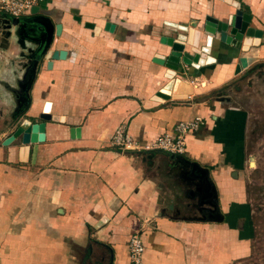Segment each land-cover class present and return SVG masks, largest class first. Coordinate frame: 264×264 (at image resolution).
<instances>
[{
  "label": "crops",
  "instance_id": "0c3cea01",
  "mask_svg": "<svg viewBox=\"0 0 264 264\" xmlns=\"http://www.w3.org/2000/svg\"><path fill=\"white\" fill-rule=\"evenodd\" d=\"M229 1L39 0V14L59 26L50 51L64 58L40 63L28 92L30 124L50 116L43 140L24 145L13 131L0 140V264H129L137 230L140 264H256L264 253V0ZM233 3L260 32L256 44L213 38L205 47L204 17L223 21ZM194 30L202 55L179 64L166 90L167 69L151 61L169 52L158 39L182 40L193 54ZM18 53L12 42L0 48V116L15 109ZM240 57L254 61L235 73ZM162 89L169 98L157 101ZM194 118L200 126L185 134L182 155L137 153ZM120 126L132 150L111 146Z\"/></svg>",
  "mask_w": 264,
  "mask_h": 264
},
{
  "label": "water",
  "instance_id": "95a60500",
  "mask_svg": "<svg viewBox=\"0 0 264 264\" xmlns=\"http://www.w3.org/2000/svg\"><path fill=\"white\" fill-rule=\"evenodd\" d=\"M228 3H232L226 0ZM235 4V3H233ZM236 5V4H235ZM39 7L33 6L29 9L28 17L13 18L5 13L0 12V48H8L10 42L15 44L19 53L17 59L23 61L21 67L24 70L23 77L18 86V94L14 101L15 109L10 114L11 120H16L23 115L28 109L29 105V89L34 80L36 69L40 63L46 61V67H50L52 61L60 60L64 58L63 51H50V47L53 42L54 34L59 33V26L53 25L50 20L39 14ZM76 15L75 11L71 12ZM78 20L77 17H74ZM250 16L242 13L238 6L234 10L232 15H228L225 20L219 21L210 16H205L203 19L202 32L205 34V47H209L213 38L218 42L229 45L231 43H239L248 47L256 44V39L259 37L260 32L249 28ZM108 25H105L107 29ZM85 28L92 30L96 33L97 28H94L92 24L85 23ZM109 27V26H108ZM200 32L194 30L192 33V40L190 42V51L193 54H189L184 51V41L173 40L167 37H159L158 42L169 48V52L166 55L155 54L151 61L155 64L164 66L167 71L165 78L170 80L165 86L167 90L170 87L172 78L175 75V71L179 64L190 65L196 63L201 57L202 53L198 50V39ZM254 61V58H238V62L235 66L234 72H238L241 68H245L248 64ZM165 89L158 91L155 94L154 99L157 101L168 99L169 96ZM38 118L41 120L38 123H24L16 128L11 134L10 138H20L21 144H30L40 142L43 140L44 134V122L50 119V116L46 113H41ZM75 135L78 137V129L70 130V136ZM73 137V136H72ZM154 152L167 154L172 157L177 156L175 154H168L161 150H146L137 153L152 154ZM213 207L212 204H209Z\"/></svg>",
  "mask_w": 264,
  "mask_h": 264
},
{
  "label": "built area",
  "instance_id": "2783aa9c",
  "mask_svg": "<svg viewBox=\"0 0 264 264\" xmlns=\"http://www.w3.org/2000/svg\"><path fill=\"white\" fill-rule=\"evenodd\" d=\"M39 0H0V12L13 18L23 17L29 9L38 6ZM200 126V120L194 118L188 121H180L172 129V133L157 136L150 150H161L168 154L182 155L184 152V136L188 132L195 131ZM110 144L119 150H132L133 143L123 127H117L110 138ZM146 151V150H145ZM141 232L134 231L127 241V258L129 264H140L143 246Z\"/></svg>",
  "mask_w": 264,
  "mask_h": 264
},
{
  "label": "rangeland",
  "instance_id": "374dc122",
  "mask_svg": "<svg viewBox=\"0 0 264 264\" xmlns=\"http://www.w3.org/2000/svg\"><path fill=\"white\" fill-rule=\"evenodd\" d=\"M0 140L5 138L9 133L12 131L14 132L18 126L24 123H31L29 121L28 117H24V115H21L16 120H10L9 116L6 114V112L0 116ZM1 119L5 120V124L1 125ZM2 134V135H1ZM260 150V149H259ZM255 262L256 264H264V253L261 251L260 253H257L255 256Z\"/></svg>",
  "mask_w": 264,
  "mask_h": 264
},
{
  "label": "flooded vegetation",
  "instance_id": "af4514ba",
  "mask_svg": "<svg viewBox=\"0 0 264 264\" xmlns=\"http://www.w3.org/2000/svg\"><path fill=\"white\" fill-rule=\"evenodd\" d=\"M10 120H11V117L9 116Z\"/></svg>",
  "mask_w": 264,
  "mask_h": 264
},
{
  "label": "bare ground",
  "instance_id": "6f19581e",
  "mask_svg": "<svg viewBox=\"0 0 264 264\" xmlns=\"http://www.w3.org/2000/svg\"><path fill=\"white\" fill-rule=\"evenodd\" d=\"M246 47V46H245Z\"/></svg>",
  "mask_w": 264,
  "mask_h": 264
}]
</instances>
